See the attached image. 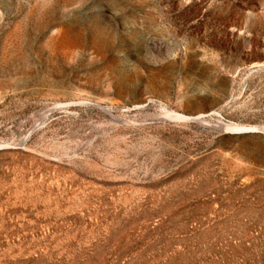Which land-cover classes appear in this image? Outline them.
<instances>
[{"label":"rangeland","instance_id":"374dc122","mask_svg":"<svg viewBox=\"0 0 264 264\" xmlns=\"http://www.w3.org/2000/svg\"><path fill=\"white\" fill-rule=\"evenodd\" d=\"M228 123L264 126V0H0V264H264Z\"/></svg>","mask_w":264,"mask_h":264},{"label":"bare ground","instance_id":"6f19581e","mask_svg":"<svg viewBox=\"0 0 264 264\" xmlns=\"http://www.w3.org/2000/svg\"><path fill=\"white\" fill-rule=\"evenodd\" d=\"M175 117H179V115H172ZM229 124V123H228ZM235 124V123H234ZM226 125L225 124V129L228 131H232L238 134H243V133H250V132H264V126H243V125Z\"/></svg>","mask_w":264,"mask_h":264},{"label":"water","instance_id":"95a60500","mask_svg":"<svg viewBox=\"0 0 264 264\" xmlns=\"http://www.w3.org/2000/svg\"><path fill=\"white\" fill-rule=\"evenodd\" d=\"M252 133H263V132L256 131V132H252Z\"/></svg>","mask_w":264,"mask_h":264}]
</instances>
